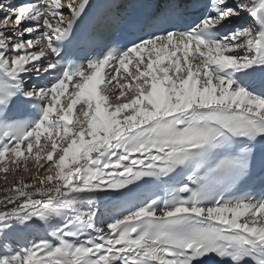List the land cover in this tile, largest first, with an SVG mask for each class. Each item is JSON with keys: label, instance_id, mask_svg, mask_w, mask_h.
Returning <instances> with one entry per match:
<instances>
[{"label": "snow or ice", "instance_id": "6c2138e0", "mask_svg": "<svg viewBox=\"0 0 264 264\" xmlns=\"http://www.w3.org/2000/svg\"><path fill=\"white\" fill-rule=\"evenodd\" d=\"M92 8L0 17V264H264V0Z\"/></svg>", "mask_w": 264, "mask_h": 264}, {"label": "bare ground", "instance_id": "6f19581e", "mask_svg": "<svg viewBox=\"0 0 264 264\" xmlns=\"http://www.w3.org/2000/svg\"><path fill=\"white\" fill-rule=\"evenodd\" d=\"M77 2H78V0H77ZM2 4L4 5V2H2ZM12 4H13V2L10 1L7 4H5V6L6 7L9 6L11 8L10 5H12ZM1 10H2V8H1ZM237 51H239V50H237ZM80 118L83 119V117H80ZM41 163H43V162H41ZM28 167L30 168V166H28ZM33 168H34V171L32 170ZM33 168H30L32 171H29L28 173H24L23 170L21 169L22 170L21 173H16V174L9 173V175L1 177V179H0V199H3L5 197V195H6L5 190L11 188L18 180H24L27 182V181H30L33 176L39 175L37 173L36 167H33ZM49 174H54V173L47 172L46 174H44V176H40V175L39 176H40V178H43Z\"/></svg>", "mask_w": 264, "mask_h": 264}, {"label": "rangeland", "instance_id": "374dc122", "mask_svg": "<svg viewBox=\"0 0 264 264\" xmlns=\"http://www.w3.org/2000/svg\"><path fill=\"white\" fill-rule=\"evenodd\" d=\"M5 2H6V0H5ZM6 4H7V2H6ZM1 11H4V12L1 14ZM1 11H0V17H3L4 15H7L8 14V12L5 11V8H3ZM80 117H83V116L80 115L77 118L80 119L81 121H83L84 118L81 119ZM73 127H76V125L74 124ZM28 166H30V168H33V165L31 163H29ZM32 170L34 171V168ZM32 170L30 169V171H32ZM21 172H22V170L18 171L17 173H21ZM46 173L47 172H45V173L42 172V173H39V175L40 176H44V174H46ZM7 175H9V173ZM4 176H5L4 174H0V179H1V177H4Z\"/></svg>", "mask_w": 264, "mask_h": 264}]
</instances>
